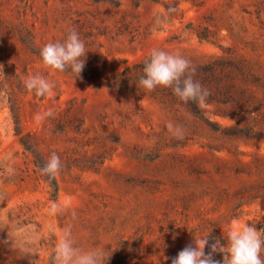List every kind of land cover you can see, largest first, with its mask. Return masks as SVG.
<instances>
[{"label":"rangeland","instance_id":"rangeland-1","mask_svg":"<svg viewBox=\"0 0 264 264\" xmlns=\"http://www.w3.org/2000/svg\"><path fill=\"white\" fill-rule=\"evenodd\" d=\"M69 29L88 52L80 76L40 56ZM152 49L189 59L194 80L201 67L231 73L221 83L231 97L202 107L216 129L171 88L137 87L134 66ZM128 68L127 84L111 80ZM34 74L55 84L51 95L26 89ZM261 134L264 0H0V264H53L69 226L106 264H171L193 235L211 244L233 219L264 229ZM52 153L54 178L40 172Z\"/></svg>","mask_w":264,"mask_h":264},{"label":"clouds","instance_id":"clouds-1","mask_svg":"<svg viewBox=\"0 0 264 264\" xmlns=\"http://www.w3.org/2000/svg\"><path fill=\"white\" fill-rule=\"evenodd\" d=\"M87 53L85 42L75 29H69L63 41L48 42L40 50L46 68L60 72L71 70L79 76L85 67ZM195 71L191 61L179 53L152 49L137 87L148 92L157 87L171 88L173 94L182 102L191 101L202 108L210 93L194 80ZM24 85L29 92H34L40 97L51 95L55 87L53 82L40 74L28 75ZM52 115V111L48 110L36 114L34 119L40 122ZM167 127L175 138L183 139V129L180 126L170 122ZM259 151H264V140L259 142ZM61 167L60 157L52 153L40 172L54 178L59 174ZM50 211L56 214L60 211L59 205L53 202ZM209 239L210 236L193 235L191 243L176 256L168 259L171 264H264V259L261 258V253L264 252V229L258 231L254 224L250 226L247 222L241 226L237 219H233L226 234L222 230V238H216L211 244ZM218 254L222 256L221 260L215 258ZM110 256L104 249L85 251L77 247L69 226L63 230L62 237L55 245L53 264H106ZM30 264H39V260H30Z\"/></svg>","mask_w":264,"mask_h":264},{"label":"trees","instance_id":"trees-1","mask_svg":"<svg viewBox=\"0 0 264 264\" xmlns=\"http://www.w3.org/2000/svg\"><path fill=\"white\" fill-rule=\"evenodd\" d=\"M144 65H145V63H142V64L135 65L134 67L143 68ZM128 71H130L129 68L124 70L121 74L113 76L111 80L115 81L117 83L121 82V84L122 83L127 84L129 82L128 77L126 76L124 79H122V76H125L126 74H128ZM199 72H200V76L196 81H198L210 93L209 97L207 98V102H216L218 100H221V99H219L221 97H227V98L231 97L230 92L225 91V89L221 86V83L224 79H226V78L231 79L232 78L231 73L226 72V70L221 71V70H219L218 67H201ZM142 75H143V71L136 74L137 77L138 76L141 77ZM120 79H122L124 81H120ZM226 90H228V89H226ZM184 104L187 105V107L196 116H199L202 119H204L209 126H211L214 129L217 128V125L215 124V122H213L210 119L205 117L203 109L201 107H198L194 102H191V101H189L188 103H184ZM231 131H232V134H234V135L241 134L240 133L241 131L238 132L235 129H233ZM242 134H245L248 136H257V135H252L250 129H247V131H242ZM262 136H264V135H262Z\"/></svg>","mask_w":264,"mask_h":264}]
</instances>
